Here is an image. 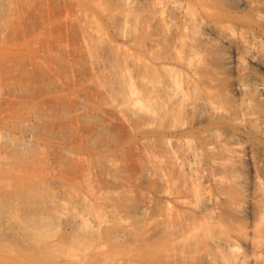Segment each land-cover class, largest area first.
Returning a JSON list of instances; mask_svg holds the SVG:
<instances>
[{
  "label": "bare ground",
  "instance_id": "obj_1",
  "mask_svg": "<svg viewBox=\"0 0 264 264\" xmlns=\"http://www.w3.org/2000/svg\"><path fill=\"white\" fill-rule=\"evenodd\" d=\"M84 1L98 12L76 9L89 49L101 19L134 49L102 95L137 120L132 181L146 191L117 180L109 156L98 176L35 178L37 117L4 109L1 93L0 264H264V0Z\"/></svg>",
  "mask_w": 264,
  "mask_h": 264
},
{
  "label": "rangeland",
  "instance_id": "obj_2",
  "mask_svg": "<svg viewBox=\"0 0 264 264\" xmlns=\"http://www.w3.org/2000/svg\"><path fill=\"white\" fill-rule=\"evenodd\" d=\"M80 6L98 13L84 0H14L2 6L0 73L13 67L17 79L0 83V94L6 97L3 108L13 107L20 119L27 113L37 117L41 139L31 150L35 178L54 180L46 173L54 166L68 175L89 170L98 176L109 156L115 159L109 172L141 198L145 186L132 181L142 166L133 129L137 120L129 124L120 119L104 107L102 95L103 86L121 80V68L133 70L128 59L134 49L126 41H115L103 19L97 27L102 37L89 49L83 39L84 17L76 10ZM87 50L112 65L115 76L94 75Z\"/></svg>",
  "mask_w": 264,
  "mask_h": 264
}]
</instances>
